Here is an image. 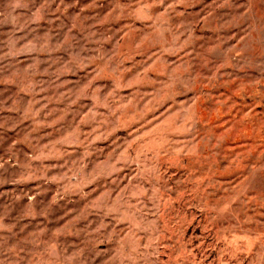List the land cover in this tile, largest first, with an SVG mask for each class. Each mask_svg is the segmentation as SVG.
I'll return each instance as SVG.
<instances>
[{"label": "rangeland", "instance_id": "1", "mask_svg": "<svg viewBox=\"0 0 264 264\" xmlns=\"http://www.w3.org/2000/svg\"><path fill=\"white\" fill-rule=\"evenodd\" d=\"M0 264H264V0H0Z\"/></svg>", "mask_w": 264, "mask_h": 264}]
</instances>
